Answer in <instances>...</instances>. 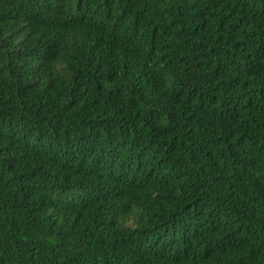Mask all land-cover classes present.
<instances>
[{
    "label": "trees",
    "instance_id": "obj_1",
    "mask_svg": "<svg viewBox=\"0 0 264 264\" xmlns=\"http://www.w3.org/2000/svg\"><path fill=\"white\" fill-rule=\"evenodd\" d=\"M0 264H264V0H0Z\"/></svg>",
    "mask_w": 264,
    "mask_h": 264
}]
</instances>
